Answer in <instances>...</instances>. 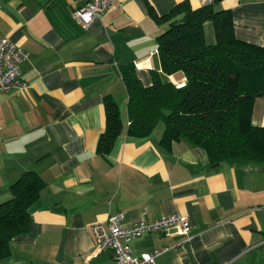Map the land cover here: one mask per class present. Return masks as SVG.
I'll return each mask as SVG.
<instances>
[{
  "label": "crops",
  "instance_id": "0c3cea01",
  "mask_svg": "<svg viewBox=\"0 0 264 264\" xmlns=\"http://www.w3.org/2000/svg\"><path fill=\"white\" fill-rule=\"evenodd\" d=\"M86 0H0V37L28 56L19 65L26 86L0 93V202L22 172L44 181L28 229L10 241L0 264H109L111 251L94 244L91 224L179 213L176 224L144 233L129 244L139 255L168 247L156 264H264V163L211 164L204 150L180 139L165 148L160 121L147 137L127 134L124 71L143 85L152 71L174 84L181 71L161 70L156 37L167 27L157 17L182 0H112L87 29L72 11ZM195 8L202 0H187ZM231 10L235 38L264 47V0H220ZM211 21L204 40L215 42ZM119 108L122 130L107 154L96 152L105 128L104 97ZM252 125H264V95L252 100Z\"/></svg>",
  "mask_w": 264,
  "mask_h": 264
},
{
  "label": "trees",
  "instance_id": "16d2710c",
  "mask_svg": "<svg viewBox=\"0 0 264 264\" xmlns=\"http://www.w3.org/2000/svg\"><path fill=\"white\" fill-rule=\"evenodd\" d=\"M220 0L191 7L177 2L158 16L168 25L156 37L161 70L181 71L185 81L176 86L152 71V83L143 85L133 69L124 71L127 101V134L147 137L158 122L164 125L158 141L169 148L183 139L199 146L215 165L221 161L264 163V125H252L253 99L264 95V47L235 38L231 10L216 8ZM211 21L215 42L204 39V22ZM105 128L96 152L107 154L122 130L117 103L104 97ZM170 111L165 115L163 110ZM44 181L27 170L9 185L11 197L0 202V261L10 253V241L28 229L32 204Z\"/></svg>",
  "mask_w": 264,
  "mask_h": 264
},
{
  "label": "built area",
  "instance_id": "2783aa9c",
  "mask_svg": "<svg viewBox=\"0 0 264 264\" xmlns=\"http://www.w3.org/2000/svg\"><path fill=\"white\" fill-rule=\"evenodd\" d=\"M212 0H202L209 3ZM112 4V0H86L82 5L72 11L74 20L87 29L91 22L101 17ZM28 56L25 49L7 36L0 37V93L7 92L13 88L25 87L26 83L19 77V65ZM183 82L176 83L181 86ZM122 213L108 216L107 226L100 222L91 224V233L94 244L98 249L111 251L109 264H156V257L168 247H161L151 251L135 255L131 251L129 242L148 232H162L169 225H178L185 234L186 241L190 234V223L188 218L179 213L161 215L153 220L140 219L131 224L121 222Z\"/></svg>",
  "mask_w": 264,
  "mask_h": 264
},
{
  "label": "water",
  "instance_id": "95a60500",
  "mask_svg": "<svg viewBox=\"0 0 264 264\" xmlns=\"http://www.w3.org/2000/svg\"><path fill=\"white\" fill-rule=\"evenodd\" d=\"M163 113H164L165 115H169V114H170V111L167 110V109H164V110H163Z\"/></svg>",
  "mask_w": 264,
  "mask_h": 264
}]
</instances>
